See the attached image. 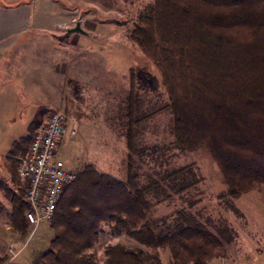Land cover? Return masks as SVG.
<instances>
[{"label":"trees","instance_id":"1","mask_svg":"<svg viewBox=\"0 0 264 264\" xmlns=\"http://www.w3.org/2000/svg\"><path fill=\"white\" fill-rule=\"evenodd\" d=\"M130 39L160 74L180 148L208 149L232 197L264 185V0H154L135 18ZM126 116L127 181L83 167L50 221L48 249L31 264H100L96 245L107 232L138 246L107 244L104 264H163L164 250L171 264H211L225 256L224 242L197 218H150V185H139L133 167L142 119L134 117L131 99ZM33 137L29 131L8 152L17 190L0 182L23 232L29 204L17 158Z\"/></svg>","mask_w":264,"mask_h":264},{"label":"rangeland","instance_id":"2","mask_svg":"<svg viewBox=\"0 0 264 264\" xmlns=\"http://www.w3.org/2000/svg\"><path fill=\"white\" fill-rule=\"evenodd\" d=\"M153 1L0 0V4L27 3L33 9L30 32L24 44L12 50L11 58L71 59L60 106L49 111H63L69 119L58 151L68 167L80 172L91 164L127 180L126 113L131 99L134 117L142 119L135 126L138 151L133 167L139 185H150V218H197L225 244L226 254L217 258L218 264H264V185L232 197L208 149L180 148L160 74L130 39L135 18ZM78 22L85 32L68 33ZM179 169L183 171L174 174ZM5 181L0 178L5 187L17 190L15 183ZM20 182L25 191V183ZM0 200V264H31L49 247L50 221L42 222L30 237L27 221L26 232L15 226L13 204L2 186ZM119 242L131 246L127 235L102 234L96 245L100 264L105 246ZM10 248L22 250L13 257ZM161 252L163 264H171L168 251Z\"/></svg>","mask_w":264,"mask_h":264},{"label":"crops","instance_id":"3","mask_svg":"<svg viewBox=\"0 0 264 264\" xmlns=\"http://www.w3.org/2000/svg\"><path fill=\"white\" fill-rule=\"evenodd\" d=\"M32 10L27 3L0 4V178L7 179V185H13L7 166L11 145L45 126L49 111L60 106L66 72L71 69L70 58H11L30 32ZM46 227L50 243L53 231L49 223ZM130 242L138 246L131 238ZM167 255L170 261L169 251Z\"/></svg>","mask_w":264,"mask_h":264},{"label":"built area","instance_id":"4","mask_svg":"<svg viewBox=\"0 0 264 264\" xmlns=\"http://www.w3.org/2000/svg\"><path fill=\"white\" fill-rule=\"evenodd\" d=\"M67 122L63 111H51L45 126L34 135L28 151L19 158L17 171L26 185L30 237L42 222L51 221L65 190L80 173L58 156L60 141L68 131ZM75 132L72 126L71 133ZM21 250L10 248V253L16 257Z\"/></svg>","mask_w":264,"mask_h":264},{"label":"water","instance_id":"5","mask_svg":"<svg viewBox=\"0 0 264 264\" xmlns=\"http://www.w3.org/2000/svg\"><path fill=\"white\" fill-rule=\"evenodd\" d=\"M71 32H81V33H84L85 30L82 28L81 24L78 22L75 27H73V28H71V29L68 30V33H71Z\"/></svg>","mask_w":264,"mask_h":264}]
</instances>
